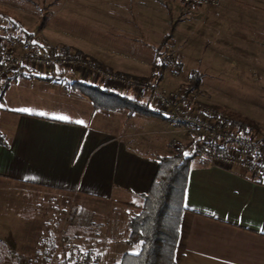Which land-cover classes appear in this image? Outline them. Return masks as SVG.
Masks as SVG:
<instances>
[{"label":"crops","instance_id":"obj_1","mask_svg":"<svg viewBox=\"0 0 264 264\" xmlns=\"http://www.w3.org/2000/svg\"><path fill=\"white\" fill-rule=\"evenodd\" d=\"M62 1H69L72 16L82 10L86 23L101 29L86 36L85 54L110 71L128 74L151 71L166 39H174L186 56L192 24L205 8L170 0ZM209 12L213 22L231 24L233 32L245 24L249 39L256 31L264 39V0H222ZM174 13L181 15L175 24ZM46 77L10 81L1 96L0 192L47 193L52 207L40 235L29 232L25 240L0 236V264L61 262L62 218L73 203L92 212L99 205L123 207L130 219L127 210L143 205L158 159L175 154L171 141L176 129L169 122L127 111H95L87 98L59 81L61 76ZM184 207L176 264H264V179L196 155Z\"/></svg>","mask_w":264,"mask_h":264},{"label":"rangeland","instance_id":"obj_2","mask_svg":"<svg viewBox=\"0 0 264 264\" xmlns=\"http://www.w3.org/2000/svg\"><path fill=\"white\" fill-rule=\"evenodd\" d=\"M3 2L5 7L0 8L15 18L27 33L56 50L62 46H68L73 49L70 54H77L76 52L80 51L87 56L84 52L86 36L101 33L98 25H89L86 23L85 15L80 16L82 10L79 11L78 18L72 16L69 1L4 0ZM66 4L68 6L63 7ZM203 10L197 22L192 24L195 27L194 34L187 40L189 41L187 46L190 49L186 56L181 53L174 39H168L165 43L166 48L158 54L152 70L148 72L138 74L113 72L94 60L107 72L131 81L158 85L172 90L182 88L186 92L193 78L200 77L199 87L192 93H196L207 106L226 113H237L248 119L257 129L259 138L264 140L263 34L256 31L251 35L253 38L249 39L246 31H243L245 24L237 25L242 30L233 32L230 30L231 24L213 22L215 20L209 11L214 9L203 8ZM180 19L181 15L178 13L171 15L174 24ZM261 26L258 25V29L262 30ZM13 32L8 21L0 17V36L12 42L27 41L22 36L15 38ZM127 42L126 46L130 49V46H133L132 41L127 40ZM156 65H163V69H159ZM55 75L61 76L59 81L64 86L74 79L87 82L85 76L72 70L59 71ZM172 81L175 84L171 86L169 82ZM88 83L92 84L90 80ZM119 93L157 112L151 98H140L135 88ZM33 96L34 94L29 99L33 100ZM2 116L1 111L0 119L3 118ZM69 119L78 120L72 116ZM156 119L169 122L165 118ZM167 125L173 124L169 122ZM173 127L176 129L171 141L174 155L177 154L178 149H184L187 154L193 155L189 146L192 144L191 147L194 148V141L186 134L182 126L173 125ZM11 195L12 193L9 192H0V221H5L0 223V226L7 227L6 231H0V236L9 239L11 236H18L22 237L21 240H25L29 232L32 233L31 236L40 235L42 222L45 221L52 207L48 202L49 195L33 190H23L20 194ZM75 204L70 205L68 210L64 209L61 225L62 261L73 249L100 254L102 257L100 264H118L126 252H137L136 248L128 244V230L125 224L129 216L124 215L125 208L108 209L99 205L94 207L93 214L90 209ZM127 212L129 215H132V212L138 213L130 207ZM77 214L80 221L77 224L72 223L70 218ZM104 224L107 226L104 227Z\"/></svg>","mask_w":264,"mask_h":264},{"label":"built area","instance_id":"obj_3","mask_svg":"<svg viewBox=\"0 0 264 264\" xmlns=\"http://www.w3.org/2000/svg\"><path fill=\"white\" fill-rule=\"evenodd\" d=\"M186 6L218 9L222 0H170ZM72 70L85 81L101 85L117 92L135 88L140 98L150 97L158 113L173 125L182 126L194 141L197 156L211 163L224 166H240L253 177L264 179L263 145L253 133H246L229 126L226 112L204 104L196 93L184 89H168L131 81L107 72L93 58L83 54L62 55L55 48L44 45L33 38L12 42L0 36V96L10 81L22 77L48 76ZM175 75V74H174ZM150 95V96H148ZM72 223L80 221L78 214L70 218ZM102 257L90 251L71 250L59 264H100Z\"/></svg>","mask_w":264,"mask_h":264},{"label":"trees","instance_id":"obj_4","mask_svg":"<svg viewBox=\"0 0 264 264\" xmlns=\"http://www.w3.org/2000/svg\"><path fill=\"white\" fill-rule=\"evenodd\" d=\"M0 17L8 21L14 30L15 38L22 36L26 40L33 39V36L27 33L15 18L1 8ZM72 50L68 46L57 48V51L62 55H68ZM76 53L81 54L80 51ZM156 66L163 69V65ZM54 78L52 76L42 79L52 80ZM199 84L200 77L193 78L187 92L196 91ZM66 87L87 98L94 110L98 112L116 113L127 111L130 116L138 114L152 118H164L163 115L150 109L147 105L101 85H94L76 79L70 81ZM227 115L231 128L253 133L259 138L257 129L248 119L237 113L227 112ZM261 142L264 162V140H261ZM191 146L192 144L189 148L192 149L193 155H185L186 151L184 149H178L176 155L158 159V172L150 191L144 196L143 205L138 207V213H132L127 225L128 244L136 248L137 252L123 254L118 264H176L182 215L185 211V193L189 181L191 162L196 155Z\"/></svg>","mask_w":264,"mask_h":264},{"label":"snow or ice","instance_id":"obj_5","mask_svg":"<svg viewBox=\"0 0 264 264\" xmlns=\"http://www.w3.org/2000/svg\"><path fill=\"white\" fill-rule=\"evenodd\" d=\"M21 111H28L27 109H21ZM58 119H63V120H67L69 119L68 117H64V116H61V117H57ZM77 123H83L82 121H77ZM187 155V153L185 154Z\"/></svg>","mask_w":264,"mask_h":264}]
</instances>
